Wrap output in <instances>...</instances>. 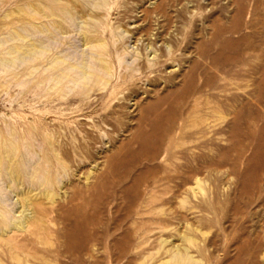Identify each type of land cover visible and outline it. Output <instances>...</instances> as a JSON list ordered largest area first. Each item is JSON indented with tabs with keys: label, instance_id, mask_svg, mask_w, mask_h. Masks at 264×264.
<instances>
[{
	"label": "rangeland",
	"instance_id": "obj_1",
	"mask_svg": "<svg viewBox=\"0 0 264 264\" xmlns=\"http://www.w3.org/2000/svg\"><path fill=\"white\" fill-rule=\"evenodd\" d=\"M15 1L0 0V37ZM102 14L108 44L118 23L157 63L65 98L34 80L41 67L0 73V134L31 129L45 149V131L60 134L72 170L45 206L48 232L0 264H157L159 239L179 243L186 221L200 230L190 234L201 264H264V0H109Z\"/></svg>",
	"mask_w": 264,
	"mask_h": 264
},
{
	"label": "bare ground",
	"instance_id": "obj_2",
	"mask_svg": "<svg viewBox=\"0 0 264 264\" xmlns=\"http://www.w3.org/2000/svg\"><path fill=\"white\" fill-rule=\"evenodd\" d=\"M108 2L16 0L2 16L7 24L11 19L17 24L11 23L0 37V73L30 77L41 67L34 80L39 85L48 84V89L65 98L73 92L87 96L94 89L97 93L112 90L116 82L138 73L141 63L147 68L154 66L158 55L151 44L144 47V53L138 49L137 40L127 44L125 38L132 33L118 23L111 30V45L107 43L102 10ZM65 43L69 47L60 48ZM113 54L124 74L114 73ZM26 64L27 69L14 71ZM88 126L100 139L106 137L100 124L92 121ZM45 137L46 149L43 143L35 142L31 129L18 133L8 128L5 135L0 134V253L7 251L19 260V250L23 251L30 236L40 240L48 232L45 206H52L62 180L72 171L64 161L67 150L58 140L60 134L55 137V133L45 131ZM69 144L77 156L80 144L76 137L71 135ZM80 163L82 158L76 165ZM93 169L91 166L86 171L85 180ZM198 189L203 191L199 178H195L188 190L195 195ZM186 201L185 197L180 199L182 205ZM192 231L200 230L186 221L184 231H177L179 243L164 247L168 240L160 238L159 248L166 255L157 264H201L192 251L197 243Z\"/></svg>",
	"mask_w": 264,
	"mask_h": 264
}]
</instances>
